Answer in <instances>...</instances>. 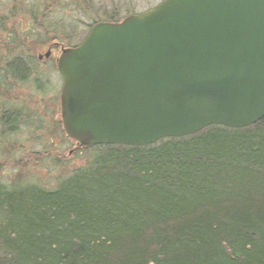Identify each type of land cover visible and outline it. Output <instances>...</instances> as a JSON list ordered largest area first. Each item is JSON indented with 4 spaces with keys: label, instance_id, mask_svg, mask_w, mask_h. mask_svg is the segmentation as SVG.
Here are the masks:
<instances>
[{
    "label": "trees",
    "instance_id": "16d2710c",
    "mask_svg": "<svg viewBox=\"0 0 264 264\" xmlns=\"http://www.w3.org/2000/svg\"><path fill=\"white\" fill-rule=\"evenodd\" d=\"M39 11L35 40L39 30L79 40L47 21L49 6ZM106 14L94 23L122 20ZM6 66L22 80L31 72L23 56ZM86 150L53 190L0 183V264H264V118Z\"/></svg>",
    "mask_w": 264,
    "mask_h": 264
},
{
    "label": "water",
    "instance_id": "95a60500",
    "mask_svg": "<svg viewBox=\"0 0 264 264\" xmlns=\"http://www.w3.org/2000/svg\"><path fill=\"white\" fill-rule=\"evenodd\" d=\"M62 52V121L84 147L264 118V0H163Z\"/></svg>",
    "mask_w": 264,
    "mask_h": 264
},
{
    "label": "rangeland",
    "instance_id": "374dc122",
    "mask_svg": "<svg viewBox=\"0 0 264 264\" xmlns=\"http://www.w3.org/2000/svg\"><path fill=\"white\" fill-rule=\"evenodd\" d=\"M79 1L89 0H55L56 6L51 0H0V183L5 186L36 184L53 190L85 165L89 151L69 137L61 118L64 78L57 60L62 48L79 44L105 12L124 19L162 0H90V11L76 6ZM45 5L55 30L76 29L79 40H53L52 31L39 29L40 40H35L32 13L47 10ZM49 49L52 56L39 59ZM18 56L31 71L25 80L6 74L7 63ZM10 112L19 121H11Z\"/></svg>",
    "mask_w": 264,
    "mask_h": 264
}]
</instances>
